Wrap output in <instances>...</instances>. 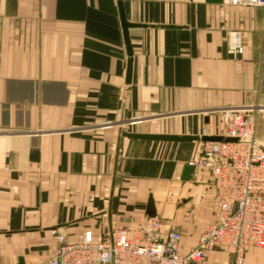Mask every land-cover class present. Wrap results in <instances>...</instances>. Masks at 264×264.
Masks as SVG:
<instances>
[{"label": "crops", "instance_id": "1", "mask_svg": "<svg viewBox=\"0 0 264 264\" xmlns=\"http://www.w3.org/2000/svg\"><path fill=\"white\" fill-rule=\"evenodd\" d=\"M119 3L127 22L145 26L129 30V84ZM233 33L244 46L240 68L230 53ZM244 107L258 109L264 148V8L0 0V264L48 261L58 246L52 230L99 241L150 218L179 232L182 252H190L218 219L210 172L193 169L183 181L202 140L121 134L200 138L206 129L220 137V110Z\"/></svg>", "mask_w": 264, "mask_h": 264}, {"label": "built area", "instance_id": "2", "mask_svg": "<svg viewBox=\"0 0 264 264\" xmlns=\"http://www.w3.org/2000/svg\"><path fill=\"white\" fill-rule=\"evenodd\" d=\"M235 7L264 8V0H224ZM230 53L240 68L244 46L239 33L231 35ZM222 141H202L201 156L188 162L213 177L218 219L207 225L197 246L182 252V236L164 230L163 222L150 218L143 225L129 224L104 234L95 241L85 232L74 241L52 230L58 246L43 264H210L208 255L227 250L233 264H243L253 248L264 249V148L256 137L258 109L220 110ZM211 137L204 130L201 138ZM232 139L235 141H227Z\"/></svg>", "mask_w": 264, "mask_h": 264}, {"label": "water", "instance_id": "3", "mask_svg": "<svg viewBox=\"0 0 264 264\" xmlns=\"http://www.w3.org/2000/svg\"><path fill=\"white\" fill-rule=\"evenodd\" d=\"M209 3L212 4H223L224 0H207ZM120 7V12H121V19H122V25L124 29V36H125V43L128 51V56H129V62H128V75H127V83L129 84L131 81V75H132V47L130 45V39H129V30L132 28H137V27H145L143 25H136V24H131L127 22L124 14V10L122 7V4L119 3ZM125 117H127V114L125 113ZM124 138H129V139H137V140H151V141H160V142H190V141H222L224 140L223 137H204V138H199V137H194V136H174V135H156V134H140V133H129V132H123L121 134V140ZM227 141H235V140H230L227 139ZM33 159H37V153H34ZM193 168L190 166H187L184 170V175H183V181H189L191 174H192Z\"/></svg>", "mask_w": 264, "mask_h": 264}, {"label": "rangeland", "instance_id": "4", "mask_svg": "<svg viewBox=\"0 0 264 264\" xmlns=\"http://www.w3.org/2000/svg\"><path fill=\"white\" fill-rule=\"evenodd\" d=\"M205 227H206V225L203 227V229ZM164 230H165V225H164ZM216 252H221L223 254H221L220 260L218 259L217 261H215V263H213V261L211 262L209 260L210 257L208 255V262L210 264H224L223 260H225L226 258H229V257L231 258V262L233 264V258H232L231 254L227 250H218ZM216 254H218V253H216ZM250 254L252 255V258L251 259H250V256H251ZM225 255H228L229 257H227ZM248 257H249V259H248ZM247 260L250 261L249 264H264V249L253 248V249L249 250L247 252V254L245 255L243 264H246Z\"/></svg>", "mask_w": 264, "mask_h": 264}]
</instances>
